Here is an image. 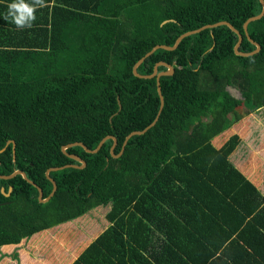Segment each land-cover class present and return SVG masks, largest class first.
Masks as SVG:
<instances>
[{"label":"trees","instance_id":"trees-1","mask_svg":"<svg viewBox=\"0 0 264 264\" xmlns=\"http://www.w3.org/2000/svg\"><path fill=\"white\" fill-rule=\"evenodd\" d=\"M12 2L0 0V149L13 139L15 159L9 144L0 174L23 170L43 197L49 167L78 163L62 145L93 149L110 134L117 154L155 119L156 78L132 72L153 46L226 20L249 51L243 23L261 10L259 0H44L20 29ZM247 31L260 44L250 56L235 54L227 25L147 56L139 73L174 63L156 123L118 157L110 138L96 153L68 147L86 165L50 171L48 201L19 174L0 179V264H264V133L253 145L249 110H237L264 106V15Z\"/></svg>","mask_w":264,"mask_h":264},{"label":"water","instance_id":"water-1","mask_svg":"<svg viewBox=\"0 0 264 264\" xmlns=\"http://www.w3.org/2000/svg\"><path fill=\"white\" fill-rule=\"evenodd\" d=\"M260 4H261V10L258 14L256 15H253L249 18H247L245 21H244V30H245V34L247 35L248 39L256 46V50H252V51H248V52H244V51H240L239 50V45L241 43V39H242V35L241 33L228 21L226 20H221V21H217V22H214V23H210V24H205V25H202L200 26L199 28H196V29H192V30H189V31H186L182 34H180L175 42L172 44V45H166V44H157L155 46L152 47V49L150 51H148L144 56H142L140 59H138L135 64L133 65L132 67V72L134 73V75L140 77V78H153L155 77L156 78V90H157V93L159 95V99H160V105H159V109H158V112H157V115L155 117V119L150 123L148 124L143 130H133L131 131L124 139L123 143H122V146H121V149L120 151L117 153V154H114L113 152V149L114 147L116 146L117 144V139L115 136L113 135H106L104 136L100 141L99 143L97 144V146L93 149H90L88 148L83 142L81 141H77V142H71V143H68V144H65V145H62L61 146V150L62 152H64L65 154H67L69 157L73 158L75 161H77L78 163H71V164H65V165H62V166H53V167H49L46 171H45V175L46 177L51 181L52 183V189L50 191V193L46 196V197H43V191H42V188L40 186H38L36 183H34L31 179H29L26 175V173L21 170V169H15L12 173L8 174V175H2L0 174V179H9V178H12L16 175H21L22 178H24L27 182L31 183L33 186H35L37 188V197H38V200L40 202H46L48 201L55 193L56 189H57V185H56V182L53 178H51L49 176V173L50 171H55V170H60V169H63V168H66V167H76V168H83L85 165H86V161L81 158L79 155L77 154H74V153H68L66 151V149L68 147H71V146H74V145H78V146H81L86 152H89V153H96L100 148L101 146L103 145V143L107 140V139H112L113 143H112V146L110 148V153L113 157H118L119 155H121V153L123 152L124 148H125V145L128 141V139L135 135V134H142L144 133L145 131H147L150 127H152L162 109H163V106H164V97L162 95V92H161V86H160V77L161 76H167V75H172L173 72H174V67H173V64H169L167 62H164V61H158L154 67H153V70L150 74H142V73H139L137 71L138 69V66L143 62V60L151 55L156 49H159V48H162V49H165V50H174L177 48V46L179 45V43L181 42V40L186 37V36H189L191 34H194V33H197V32H200L201 30L203 29H211V28H215V27H218V26H222V25H227L232 31H234L236 34H237V37H238V40L237 42L234 44V52L235 54L237 55H241V56H248V55H252L254 54L255 52H257L259 49H260V44L253 40L249 35H248V31H247V26H248V23L250 21H253L255 19H258L260 18L261 16L264 15V0H259ZM169 21V19L167 20H164L163 23ZM211 49V48H210ZM159 66H165L166 67V71H158V67ZM118 103L120 104L119 100H118ZM120 109V108H119ZM11 144L12 145V152H13V161L15 159V141L13 139H9L6 141L5 145L0 149V152H2L3 150H5V148ZM11 187L9 186L7 191L5 192L4 191V188L1 187V192L4 193L6 196H8L10 194V191H11Z\"/></svg>","mask_w":264,"mask_h":264},{"label":"clouds","instance_id":"clouds-1","mask_svg":"<svg viewBox=\"0 0 264 264\" xmlns=\"http://www.w3.org/2000/svg\"><path fill=\"white\" fill-rule=\"evenodd\" d=\"M44 6V0H13L7 5V16L20 29L31 28L36 19L35 13L39 7ZM164 97V96H163Z\"/></svg>","mask_w":264,"mask_h":264},{"label":"rangeland","instance_id":"rangeland-1","mask_svg":"<svg viewBox=\"0 0 264 264\" xmlns=\"http://www.w3.org/2000/svg\"><path fill=\"white\" fill-rule=\"evenodd\" d=\"M233 92L234 93H232V95H234L235 97H240V93L238 92V90H233ZM242 96H243V94H242ZM246 97V96H245ZM239 100H245L246 98H244V96H243V98H238ZM248 106H249V109H250V111H251V117L253 118V119H255V122H256V124H258L259 125V128L260 129H257V126H256V129H255V131H254V128H253V136L255 135L256 136V140H258V138H260L261 137V131H262V129L264 128V117H263V119H262V122H261V119L259 118V117H261V111H263V108H259V109H256V110H254L255 108H256V104L254 103V101H252V103L250 104V105H245V108L247 109L248 108ZM254 110V111H253ZM239 113H240V110L238 111ZM260 130V133H258V131ZM263 133H264V130L262 131ZM257 142H259V141H256V143ZM98 212H100L101 213V211H98ZM101 216L102 215H100V214H98V213H95V214H93V216H92V220L93 221H96L97 219H99V218H101ZM104 216V215H103ZM37 242V241H36ZM29 253H32V252H35L36 251V249L35 248H30L29 247V249L27 250ZM46 257H49L48 259H49V261H52V258H54V259H56L57 260V258L55 257V256H53V255H48V256H46ZM48 259H46V260H48ZM45 264H47V263H45ZM52 264H53V262H52ZM55 264V263H54Z\"/></svg>","mask_w":264,"mask_h":264},{"label":"flooded vegetation","instance_id":"flooded-vegetation-1","mask_svg":"<svg viewBox=\"0 0 264 264\" xmlns=\"http://www.w3.org/2000/svg\"><path fill=\"white\" fill-rule=\"evenodd\" d=\"M243 25H244V23H243ZM248 27V26H247ZM243 29H244V27H243ZM241 33V32H240ZM244 33H245V30H244ZM242 35V34H241ZM246 35V34H245ZM246 37H247V35H246ZM248 38V37H247ZM237 40H238V37H237ZM242 40H243V35H242V39H241V42H242ZM237 42V41H236ZM241 44V43H240ZM240 46V45H239ZM252 50H256V46H255V48H253V49H251V50H249V51H252ZM241 51V50H240ZM242 51H244V50H242ZM259 51V50H258ZM257 51V52H258ZM244 52H248V51H244ZM257 52H255V53H257ZM254 53V54H255ZM253 55V54H252ZM248 56H250V55H248ZM158 71H160V70H158ZM161 71H166V69L165 70H161ZM225 88L228 90V92L232 95V93H234L233 92V90H238V92L240 93V97H236V98H243V96H242V92H241V89H240V87L238 86V85H236V84H231V83H228V84H226V86H225ZM232 96H234V95H232ZM235 97V96H234ZM242 100V99H241ZM259 108H263V111H261V117H259L260 119H261V122H262V119H263V115H264V106H260V107H257V108H255L254 110H256V109H259ZM248 110H249V113L247 114V115H249V117L251 118V120H252V124H251V128H252V130H253V128H254V131H255V129H256V126H257V129H260L259 128V125L258 124H256V122H255V119H253L252 117H251V111H250V109H249V106H248V108H247ZM237 110H240L241 112L244 110L245 111V107H244V105H238L237 106ZM253 110V111H254ZM264 130V128L262 129V131ZM262 131H261V133H262ZM258 133H260V130L258 131ZM252 138H253V141H252V144L253 145H255L256 144V141H258L259 140V138H258V140H256V136L254 135V136H252ZM113 143V142H112ZM111 146H112V144H111ZM111 146H110V148H111ZM115 148V147H114ZM244 150H246V148H243ZM248 150L249 149H251V148H247ZM252 149H253V146H252ZM114 150V149H113Z\"/></svg>","mask_w":264,"mask_h":264},{"label":"crops","instance_id":"crops-1","mask_svg":"<svg viewBox=\"0 0 264 264\" xmlns=\"http://www.w3.org/2000/svg\"><path fill=\"white\" fill-rule=\"evenodd\" d=\"M253 130H252V128H251V137L253 136ZM243 142H246L245 140H242Z\"/></svg>","mask_w":264,"mask_h":264},{"label":"bare ground","instance_id":"bare-ground-1","mask_svg":"<svg viewBox=\"0 0 264 264\" xmlns=\"http://www.w3.org/2000/svg\"><path fill=\"white\" fill-rule=\"evenodd\" d=\"M153 132V131H152Z\"/></svg>","mask_w":264,"mask_h":264}]
</instances>
